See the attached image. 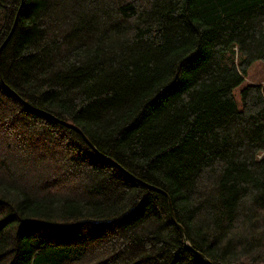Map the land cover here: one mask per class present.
I'll return each mask as SVG.
<instances>
[{
    "label": "trees",
    "instance_id": "16d2710c",
    "mask_svg": "<svg viewBox=\"0 0 264 264\" xmlns=\"http://www.w3.org/2000/svg\"><path fill=\"white\" fill-rule=\"evenodd\" d=\"M255 62L264 0H0V264H264Z\"/></svg>",
    "mask_w": 264,
    "mask_h": 264
},
{
    "label": "rangeland",
    "instance_id": "374dc122",
    "mask_svg": "<svg viewBox=\"0 0 264 264\" xmlns=\"http://www.w3.org/2000/svg\"><path fill=\"white\" fill-rule=\"evenodd\" d=\"M263 80H264V66L260 62H255L249 68L247 77L245 78V82L259 81L260 83H262L261 81ZM244 83L236 87L233 91L238 107H240L241 105L240 89L244 86Z\"/></svg>",
    "mask_w": 264,
    "mask_h": 264
},
{
    "label": "water",
    "instance_id": "95a60500",
    "mask_svg": "<svg viewBox=\"0 0 264 264\" xmlns=\"http://www.w3.org/2000/svg\"><path fill=\"white\" fill-rule=\"evenodd\" d=\"M91 146H92V145H91ZM148 187H150V188H154V187H152V186H150V185H148ZM169 214H170L172 220L174 221L173 212H172V209H171V208H169ZM177 226H178V228L180 229L181 233L184 235L183 228H182L179 224H177ZM184 240L186 241L185 237H184Z\"/></svg>",
    "mask_w": 264,
    "mask_h": 264
}]
</instances>
